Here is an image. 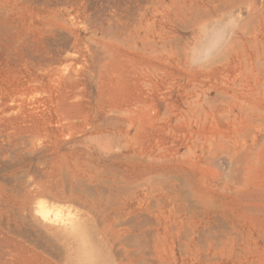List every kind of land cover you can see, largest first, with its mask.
<instances>
[{
	"label": "rangeland",
	"instance_id": "374dc122",
	"mask_svg": "<svg viewBox=\"0 0 264 264\" xmlns=\"http://www.w3.org/2000/svg\"><path fill=\"white\" fill-rule=\"evenodd\" d=\"M144 4L0 0V264H128L138 243L172 264H264V23L230 52L245 7L192 21ZM33 178L82 184L97 208L69 213ZM27 190L72 228L34 225Z\"/></svg>",
	"mask_w": 264,
	"mask_h": 264
},
{
	"label": "bare ground",
	"instance_id": "6f19581e",
	"mask_svg": "<svg viewBox=\"0 0 264 264\" xmlns=\"http://www.w3.org/2000/svg\"><path fill=\"white\" fill-rule=\"evenodd\" d=\"M143 1L145 3L144 6H143V8H144L143 15L144 16L146 14V11L148 9H150L151 7L152 8H156L159 5L161 7H163L164 4H165V0H143ZM170 1L172 3V6H173L171 8H173V14L175 16H180V15L181 16H185V17H187L188 19H190L192 21H197L199 19L202 20V21H207V20H211V19L219 20V18L223 17L224 14L233 15L235 10H238L239 12H241L242 7H245L248 10L247 16L245 18H243V22L237 28L232 29L231 32H230L231 37L233 39L232 40V44L235 41H239L238 44H240V45H238V44L235 45V43L233 45L231 44L232 46L228 48V51H230V52L232 51L233 47H234V49L236 51H238L240 53L243 51V44H244L243 37H245L248 33H250V30H248L244 26V24L246 22H248V23L253 22V23L256 24V26L252 28V30L254 32L256 31L257 28H260V26L264 23V0H170ZM127 17L129 18V16H127ZM185 27H186V25H185ZM1 135H3V134H1ZM9 146H11L10 143H9ZM15 149H16V147H15ZM26 153H27V151H26ZM30 153H32V152H30ZM45 158H47V157H45ZM50 167L51 168L48 170V174L52 177L53 174L55 173L54 172V168H55L54 164H50ZM65 181H68V180H65ZM32 182H33V186L35 187L34 191H38L41 194L48 195L50 198H52L55 201L68 202V204H64L63 206H65V208L68 210L69 213L71 212L72 206L73 207L76 206L75 204H77L78 206H82V207H84L86 209H90V210L91 209L93 210V209L97 208V207L93 208V205H95L96 203L93 204V205L88 203V200L86 199L85 193L83 192L84 188L82 187V184L79 183V181L78 182L76 181V184L78 185V183H79L81 185V187H82V188L81 187L79 188L80 189L79 191L74 190L73 186H70V188H67V189L66 188H64V189L60 188L59 185H57L56 182L50 181V180L44 181V180H40V179H37V178H33ZM77 189H78V187H77ZM25 194H26L25 197L21 201L18 202L17 209L18 210H26V212H28L29 215L31 216V219H32L34 225H40V226L44 227L45 229H50L54 233H56V234H58L60 236L64 235L65 231H67V228L68 229L72 228V226H70V225H73V224L70 223V225L68 226L67 222H65L68 219L66 220L65 218H61V219L52 218L51 216L48 215L47 212H45L43 210V208L40 205H38V204L28 205V203H29V191L27 190L25 192ZM142 195L145 196V195H148V193H144ZM139 197H140V194H138L137 192L136 193L132 192V193H129V195H128V198L131 199V200L136 199V198L138 199ZM91 201H93V200H91ZM95 201H96V199H95ZM92 203H94V202H92ZM114 204H115L114 207L117 210H119V209H122V210L123 209H128L130 211L132 209V207H133V206H131V204H128L124 200H120V201L118 200ZM148 204H150V203H148ZM110 205H113V204H110ZM158 205L160 206V204H158ZM95 206H97V205H95ZM109 208H110V206H109ZM139 214H141V215L139 216ZM139 214H138V216L137 215L136 216L137 217L143 216V213H139ZM146 219L147 218H145V220ZM27 220H28V218H27ZM145 222L147 224V221H144V219H142V218L141 219L138 218L137 222L134 221V223H133V224L136 223L134 225V227H136V230H138L141 235H144V233L148 231L147 229H146L147 231L145 230ZM110 228H112V227H110ZM177 231H178V234H179V227H178ZM112 235H113V232H112ZM112 235H111V237L108 236V235L107 236L110 237V239H115V237L112 236ZM116 235H117V232H116ZM149 236H151V235L149 234L148 238H150ZM153 237H154V234H153ZM138 239H140V238H138ZM138 239L136 240L137 242L139 241ZM142 239L146 240V239H144V237ZM151 239H153V238H151ZM143 240H141V241H143ZM147 241H149V239H147L146 242ZM147 243H148V245H146V246L149 247V242H147ZM156 245H158V244H156ZM126 246H128V245H126ZM130 246H132V245H130ZM144 247H145V243L144 244L143 243H141V244L138 243L137 245H135L132 248L124 246L123 257H122V259H120V261L122 262L123 260H125V262H127L128 264H172V261H169L170 260L169 258H168L169 260H167L164 255H163L164 257L162 256V252L161 251H159L157 249H155V252L148 250L149 253H150V255H148V252L146 250H144ZM176 258H174V260Z\"/></svg>",
	"mask_w": 264,
	"mask_h": 264
}]
</instances>
